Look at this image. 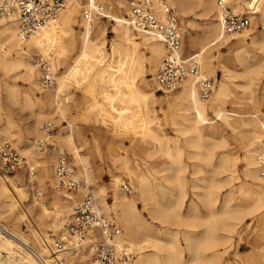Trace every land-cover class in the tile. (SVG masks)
I'll return each instance as SVG.
<instances>
[{"label": "bare ground", "instance_id": "bare-ground-1", "mask_svg": "<svg viewBox=\"0 0 264 264\" xmlns=\"http://www.w3.org/2000/svg\"><path fill=\"white\" fill-rule=\"evenodd\" d=\"M96 1L85 0V5L93 6ZM168 1L183 19L189 6L205 16L198 30H192L188 19L184 20L187 27L183 30L187 32L190 47L196 48L187 51L185 56L194 57L202 72L212 76L216 82L209 99L200 97L197 82L191 77L186 78L168 96L157 94L156 70L166 51L165 44L155 34L140 32L139 39L135 38L125 16L128 11L125 0H115L112 13H108L115 22L112 27L114 36L110 40L102 16L93 14L89 19H84L81 15L78 19L81 0H69L55 19L25 39L19 37L14 19L0 17V68L3 70L0 88L3 86L7 91V99L31 109V120L18 131L12 129L15 124L11 114L5 112L6 119L3 121L0 113V134L9 139L15 137L16 143L10 140L26 156L28 164L34 168L42 167L40 173L43 179L48 177L54 157L47 155L46 150L37 151L35 147L36 139L43 133L41 123L47 117L67 116L73 98V91L70 90L72 81L89 75L95 64L106 56L105 44H110L116 53L114 63L122 68L112 63L100 67L98 94L105 106L123 113L117 118L130 134L138 139L151 140L152 145L145 149L147 155L160 153L170 158L169 168L174 170V175L165 179L176 184L180 194L176 203L169 205L167 201L172 196L170 186L159 183L157 177L151 179L139 164L130 166L125 156L113 155L112 163L133 177L136 192L133 195L121 192V177L114 175L109 186H93L97 209L109 214L106 196L108 191H112L115 215L124 228L122 239L138 250L136 264H233L226 258V250L232 244L233 237L238 234L242 239L239 228L243 221L264 210V177L259 174L258 162V156L264 153V112L260 109L264 105V0L259 1L257 12L252 16V25L234 36L222 33L215 0ZM157 11L162 15L159 9ZM232 39L235 41L230 44ZM228 44L232 48L228 61L235 69L215 53ZM252 45L256 47L254 51ZM181 51L184 52L183 44ZM34 54L43 55L50 61L55 78L52 88L43 90L39 86L38 70L32 61ZM69 55L72 61H69ZM218 70L223 72L220 77L217 76ZM148 71L153 74L151 81H148ZM18 78H22L26 84L22 97L17 89ZM239 78L242 81L236 80ZM255 85L260 87L259 97L254 94ZM238 87L241 88L240 94ZM230 98L232 103L242 106L241 109L227 108L225 103ZM155 104L165 111L175 130L180 133L175 137L174 153L163 144L165 135L159 131ZM88 107L95 115L96 122L108 123L95 95L88 101ZM65 127L61 128L60 135L69 144H74V156L82 170L81 176H76L89 183L93 178L85 157L75 145V134L80 136V141H84L82 133L72 121L66 134H63ZM227 129L242 140L241 168L244 180L240 185H231L223 194L222 188L233 180L239 157L232 152H221L215 163L214 150L203 149V141L214 139L218 142L217 147H224L227 145ZM32 134L38 135L35 140L31 139ZM181 137L184 144H180ZM185 147H188L187 150ZM185 150L191 158H198L193 173L206 171L205 165H211L214 175H221L212 179L204 177L203 180H207L204 185H200L196 179L192 180L193 189H203L194 194L200 198L206 213L201 211L195 199H191L186 211L180 209L186 196V178L182 175L186 167L182 162ZM26 189V186L17 184L11 175L0 173V264H88V256L94 250L91 247L89 253L84 251L91 245L89 239H85L80 247L77 245L78 249L83 247L82 252L78 250L81 253L77 251L76 254L67 255L60 263L59 259L68 251L54 250V239L37 226L44 223L59 230L61 237H67V226H63V222L70 210L69 203L76 202V196L54 186V201L49 206L34 191L28 193ZM86 189L89 188L86 186ZM58 191L67 198L59 196ZM23 200H28L27 204H23ZM138 201L153 218L169 219L173 215L178 222L186 225L182 234L185 246L180 243L176 232L154 227L144 217ZM17 204L22 206L21 211L17 210ZM27 220L35 226L28 225L29 233L23 228ZM198 221L205 225L200 233L194 229ZM254 237L257 240L255 248L258 260L253 259L252 252H248L236 264H264V234L260 231L257 238L256 234ZM185 249L189 253L186 260L183 257Z\"/></svg>", "mask_w": 264, "mask_h": 264}, {"label": "rangeland", "instance_id": "rangeland-1", "mask_svg": "<svg viewBox=\"0 0 264 264\" xmlns=\"http://www.w3.org/2000/svg\"><path fill=\"white\" fill-rule=\"evenodd\" d=\"M101 1L106 5L107 8V14L112 13L113 7L112 3L115 0H97ZM126 4L128 3V0H125ZM85 5V0H81V6H80V12L78 19L81 17V10L83 6ZM172 6V5H171ZM173 7V6H172ZM192 7V8H191ZM175 10V13L177 15L179 25L181 28L182 32V44L184 47V52L183 54H186L187 51H193L196 48L190 47L189 41H188V35L186 30L184 31L183 29L187 27L186 22L184 20L188 19L191 21V28L193 31L198 30L201 25L203 24L205 20V16L201 12H198L196 8L193 6L188 7V13L185 19L181 18L180 15L178 14V11L176 10L175 7H173ZM191 8V9H190ZM194 8V9H193ZM125 12V8H124ZM196 12V13H195ZM200 13V14H199ZM197 14V15H196ZM190 15V16H189ZM199 15V16H198ZM201 15V16H200ZM126 16V13H125ZM188 17V18H187ZM196 19V20H195ZM203 22H202V21ZM103 24L106 26V31H107V38L110 40L114 36V32L112 30L113 24L115 23L109 16L107 17H102ZM198 21V22H197ZM185 22V23H184ZM199 23V24H198ZM132 32L135 35L136 39H139L138 36H140V32L134 31L132 29ZM235 40L232 39L230 44L233 43ZM230 44L222 46L219 50V52L215 53L218 55L219 58H222L225 60L226 64L235 69V66L233 67L232 64L229 63V58L230 54L232 53V48L230 47ZM255 45H252V51H254ZM105 52L106 56L102 59L99 60L95 64L94 70L87 75L86 77L79 78L78 81H72V88L70 89L73 91V98L72 101L70 102L71 108L65 118H60L59 116H55L54 118L50 119L49 117L43 119L42 123L44 121H51L53 122V129L49 133V141L54 144L53 147H58L65 149L70 157L71 162L75 166L76 174L78 176H81L82 170L80 168V165L78 164L77 159L74 156L73 152V147L74 144L71 145L69 142L60 135L61 128L66 126L62 131L63 134H66V131L68 130V124L70 121L74 122L77 126V129H79L82 133V137L84 138V143L80 141V136L78 134H75V145L77 144L79 147V151L81 154L85 157L86 159V164L88 166V169L90 171V175L93 178L89 183H87L84 179H82L85 183V185L91 190L94 185H105L109 186L111 179L114 175H119L121 177V182L122 183H127L131 187V192L129 195H133L135 191V183L133 180L132 176H129L126 172L125 169L120 168L115 166L112 163V156L113 155H123L129 160L130 166H136L139 164L140 169L144 172H146L151 179L154 177H157L160 181L159 183H163L166 186H170L172 189V196L171 199L168 202L169 205L176 203L177 197L180 194V190L177 188L176 184H174L172 181H168L165 179L166 177H169L171 175H174V170L169 168L171 160L170 158L165 155V154H160L157 153V155H152L149 156L146 154V148L150 147L152 145L151 140H143V139H138L130 132L128 129H126L121 123L120 120L117 117L122 116L121 111L115 112L112 108L109 106H105L104 100L101 99V97L98 94V85H99V78L98 74L100 72V67L102 65H106L108 63H112L116 66H118L120 69L122 68L121 65H118L117 63L115 64L114 61L116 59V53L112 49L110 44H105ZM35 55V54H34ZM33 57V56H32ZM69 61H72L70 59L69 55ZM217 62V60H215ZM158 68V67H157ZM157 71V70H156ZM58 72V71H57ZM204 73V72H203ZM222 70L217 71V76H221ZM205 74V73H204ZM153 74H151L149 71L147 72V77L148 81H151V77ZM38 77V75H37ZM213 78L212 76H209ZM3 78V70L0 68V82L2 81ZM214 80V78H213ZM237 81H242L241 78L236 79ZM2 83V82H1ZM216 84L214 80V85ZM25 82L22 80V78L17 79V89L20 92V96L22 97V92L25 88ZM3 88V89H2ZM0 113L2 116V120L4 121L6 119L5 117V112H8L11 114L12 119L14 121V126L13 130L18 131L22 126H24V123L30 121L29 115L31 113V109L29 107H23L24 105L21 103H18L17 101H10L7 99V91L4 89L3 86L0 88ZM78 89V90H76ZM6 92V93H5ZM157 94H163L165 96H168L170 92L163 93L161 91L156 90ZM238 94L241 92V88L238 87ZM254 94L256 97H259L261 94L260 87L258 85H255L254 89ZM42 93V92H40ZM39 93V94H40ZM92 95H95L97 104L100 108H102L103 114L106 116L108 123H99L96 122L95 120V115L93 112H91L90 108L88 107V101L91 100ZM7 102V103H6ZM226 107L231 109H241L242 106H238L237 104H234L231 102V98L225 103ZM22 106V107H21ZM155 114L157 115V122L159 125V131L164 134L165 136L163 137L162 141L163 144L166 148H169L172 153H174L175 149V137L180 136V133L177 132L174 128V125L171 121V119L168 117V115L165 114L164 110H161L158 104H155ZM260 109L262 112H264V105L260 106ZM210 116H213L212 113H210ZM50 119V120H49ZM41 123V124H42ZM66 123V124H65ZM18 135V134H17ZM52 135V136H51ZM31 139L35 140L37 138V134H32L30 135ZM225 137L227 140V145L224 147H217V141L214 139H205L203 141V149H212L214 150V160L215 163L218 160L219 155L221 152H232V154H235L239 157V164L238 167L236 168L235 175L233 176V180L230 184L225 185L222 188V193L225 194L231 185H240L242 183V180H244V174L242 171V156H243V148H242V140L241 138L234 137L232 132L227 129L225 132ZM13 138V139H12ZM10 137V139L16 143V138L15 137ZM231 142V143H230ZM22 144V140L20 142ZM180 144H184V138H180ZM51 147L46 149V154H52L54 157V161L50 167V172L49 176L43 179L40 170H42V167L34 168L36 170L35 175L32 177V179H36V185L43 189L45 191L44 196L42 197L43 200H46L47 205L52 206L53 201H54V195H55V190L54 186H58V182L55 179L54 176V166L56 163V151L55 149ZM186 148V147H185ZM188 148V147H187ZM186 148V150H187ZM183 152L182 155V162L186 165L184 171L182 172V175L185 176L186 178V196L184 198V201L182 205L180 206V209L182 211L187 210V205L191 201V199H195L196 202L199 204V208L203 213H206L205 207H203L200 198H198L197 195L194 194L195 191H202V188H197L193 189L192 188V180H195L200 184L204 185L207 183V180H203L204 177L207 179H212L214 176L215 178H219L221 175L215 174L213 172V166L211 165H205V170L199 172L197 174L193 173L195 169V163L198 160V158H191L187 151ZM38 154H41L40 152ZM148 160V161H147ZM184 160V161H183ZM144 163V164H143ZM167 172V173H166ZM1 173V172H0ZM2 174V173H1ZM11 177L14 178L15 182L19 184L20 186H26L27 187V192L31 193L34 190H31L28 185H27V176L25 174V170L19 171L17 173L9 174ZM223 175V174H222ZM209 177V178H208ZM121 182H120V191L125 193V191L121 188ZM59 188V186H58ZM64 191V190H63ZM59 192V191H58ZM35 193V191L33 192ZM59 196L65 197L61 192H59ZM94 194V192H92ZM108 195L106 196V202L108 205V210L109 214L106 212H103L104 214L114 216L121 227L123 228L121 221L118 219V217L115 215L114 211V201H113V195L112 191H108ZM32 195V194H31ZM76 196V201L81 198L80 194H74ZM95 196V195H94ZM197 196V197H196ZM67 198V197H65ZM96 198V196H95ZM28 200H23V204H27ZM172 201V202H171ZM99 203V202H98ZM69 211L66 213V220L63 222V226L68 227L71 222V213H72V206H73V201L69 203ZM138 206L142 210V213L146 219H148L151 223H153V226L156 228H162V230L167 229L166 231L169 232H176L177 236L179 238V241L182 245L185 246V240L182 236L183 230L186 228V225H184L182 222H178L173 215L169 219L166 218H153L148 211L143 209V205L140 201H138ZM100 207V203H99ZM17 210L21 211L22 206L17 204ZM248 221V222H247ZM250 222V224H248ZM28 225L35 228L32 223H29L27 220L23 224V228L26 232H30ZM37 225V224H36ZM41 230H44L47 234H49L53 239L54 242L59 240L61 238V232L59 230H55L52 227H48L44 223H39L37 225ZM197 233L202 232L205 229L204 222L198 221L197 226L194 228ZM253 229V230H252ZM124 231V228H123ZM239 231L241 232V237L240 239L239 235L236 234L233 237V242L228 247L226 250V258L227 260L230 261V263L236 264L239 263V261L246 255L248 252H252L253 259L258 260V252L255 248L256 246V239H255V234L257 238L258 232H262L264 234V210L260 214L255 215L253 218H247L243 223L240 225ZM69 234V232H68ZM68 234H66L68 236ZM165 238L166 236L163 235ZM91 247H93V244L90 246H87L84 248L85 252H88L91 250ZM81 249V250H80ZM83 247L79 248L78 250L82 252ZM77 250V251H78ZM68 253H65V255L59 259V262L62 263V261L65 260L67 255H73L76 254V250H66ZM74 251V252H73ZM78 251V252H79ZM79 252V253H81ZM164 252V251H163ZM49 253V252H48ZM93 254L94 251L90 252L89 258H88V264L93 259ZM184 259H188L189 253L187 249L184 250L183 254ZM162 258V257H161ZM242 262V261H241ZM241 264H246V263H241Z\"/></svg>", "mask_w": 264, "mask_h": 264}, {"label": "built area", "instance_id": "built-area-1", "mask_svg": "<svg viewBox=\"0 0 264 264\" xmlns=\"http://www.w3.org/2000/svg\"><path fill=\"white\" fill-rule=\"evenodd\" d=\"M260 0H215L217 19L222 33L234 36L252 25V16L257 12ZM69 0H0V17H11L17 23L18 35L25 39L41 29L66 7ZM162 15H159L158 10ZM106 5L96 1L93 6L84 5L81 15L89 19L93 14L107 17ZM127 19L137 32L155 34L162 39L166 51L156 71L158 91L172 92L188 77L194 78L202 99H209L213 92V78L204 74L194 57L182 53V32L174 8L168 0H128ZM38 70V83L44 90L55 84L54 71L50 61L43 55L32 58ZM52 121L41 124L43 133L35 141L37 151L54 146L49 141ZM56 151L54 174L59 188L81 198L72 206L68 236L53 244L57 252L78 250L85 239L93 244L92 264H136L138 250L122 239L123 228L114 216L97 209L94 194L86 189L85 182L78 178L75 166L65 149L53 147ZM259 174L264 177V153L258 156ZM25 170L27 185L39 199L45 191L31 179L36 170L28 164L26 156L5 135L0 134V172L13 174ZM121 188L130 193L131 187L122 183ZM86 189V190H85ZM46 202V200H44Z\"/></svg>", "mask_w": 264, "mask_h": 264}]
</instances>
